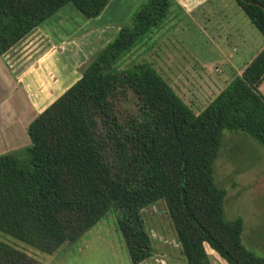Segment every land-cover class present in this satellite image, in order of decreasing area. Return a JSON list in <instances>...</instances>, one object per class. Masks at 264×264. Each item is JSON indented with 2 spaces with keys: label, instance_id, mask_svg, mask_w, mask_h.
I'll return each instance as SVG.
<instances>
[{
  "label": "trees",
  "instance_id": "16d2710c",
  "mask_svg": "<svg viewBox=\"0 0 264 264\" xmlns=\"http://www.w3.org/2000/svg\"><path fill=\"white\" fill-rule=\"evenodd\" d=\"M110 0H0V56L68 4L86 19ZM264 39V0H235ZM173 0H146L28 125L30 145L0 154V233L51 255L109 212L131 264L152 256L141 212L162 200L186 264H264L227 220L214 180L223 133L264 150V45L198 113L152 64L118 60L160 25ZM0 264H39L0 240Z\"/></svg>",
  "mask_w": 264,
  "mask_h": 264
},
{
  "label": "rangeland",
  "instance_id": "374dc122",
  "mask_svg": "<svg viewBox=\"0 0 264 264\" xmlns=\"http://www.w3.org/2000/svg\"><path fill=\"white\" fill-rule=\"evenodd\" d=\"M144 1L114 0L104 17L97 20L84 18L68 4L44 21L40 32H31L11 48L7 58L21 57L22 67H31L36 56L52 52L50 43L58 42L62 43L57 52L60 55L57 56L58 64L69 63L77 53H84L86 45L106 41V37L98 34L82 37L88 28L116 23L123 26ZM263 45L262 35L235 0H210L204 8L189 15L174 7L158 28L143 36L118 60V66L125 69L141 62L152 64L196 113L224 86L225 80L230 82L235 73L255 57ZM78 60H81L79 63L88 61L84 55ZM214 180L226 190L225 218L240 217L244 225L242 244L264 257V150L242 133L225 131L214 163ZM141 217L152 247L151 258L141 264H186L164 202L160 200L147 206ZM0 240L25 252L39 264H131L113 212L77 242L51 255L42 254L1 233ZM210 260L212 264H219L212 259V253Z\"/></svg>",
  "mask_w": 264,
  "mask_h": 264
},
{
  "label": "crops",
  "instance_id": "0c3cea01",
  "mask_svg": "<svg viewBox=\"0 0 264 264\" xmlns=\"http://www.w3.org/2000/svg\"><path fill=\"white\" fill-rule=\"evenodd\" d=\"M173 1L175 2V7L181 13L189 15L197 9L204 8L210 0ZM113 2L114 0H110L102 13L94 19L97 20L102 16L104 17L109 5ZM39 26L34 31L40 32L42 27ZM119 28L118 23L111 26L104 24L88 28L82 37L98 34L106 37V41L97 45H93L94 42L86 45L83 54L81 52L77 53V57L72 59L71 62L61 66L58 64L57 56L60 55L57 52L58 49L62 48V43L58 42L50 43L52 52L36 56L31 62V67H28V65L22 67L24 61H22L23 58L21 57L8 60L9 51L5 55L0 56V154L16 150L21 146L30 145V139L27 134L29 123L80 78L79 69L85 61L79 63L81 60L78 59L84 55L89 60L90 55L92 56L104 44L109 42ZM39 36L41 37V34ZM240 71L241 69L235 74H239ZM225 81L224 86L229 80ZM200 111H196L195 114ZM205 249L209 256L212 253L213 260L218 261L219 264H226L208 246H205Z\"/></svg>",
  "mask_w": 264,
  "mask_h": 264
}]
</instances>
